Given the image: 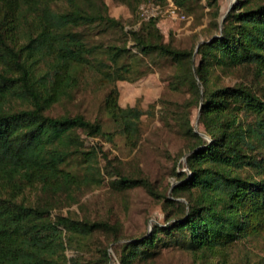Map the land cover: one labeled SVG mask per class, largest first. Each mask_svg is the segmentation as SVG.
<instances>
[{"label": "trees", "instance_id": "trees-1", "mask_svg": "<svg viewBox=\"0 0 264 264\" xmlns=\"http://www.w3.org/2000/svg\"><path fill=\"white\" fill-rule=\"evenodd\" d=\"M60 1L67 4L63 11L54 7ZM171 1L183 6L187 0ZM206 1L216 18L217 0ZM91 27L98 33L126 32L121 21L108 14L104 0H0V264H109L105 241L82 262L67 257V242L96 232L110 242L119 240L113 236L117 226L106 221L52 215L55 204L47 198L48 190L82 186L89 177L86 169H91L82 159L92 152L85 151L81 135L96 138L104 131L100 122L83 114L52 116L46 110L70 96L86 70H96L112 82L125 79L116 58L132 53L125 46L110 50L91 42ZM129 33L137 54L162 56L183 66L175 82L184 80L193 88L203 136L192 132L196 142L186 156L188 171L175 174L178 183L172 194L185 200L170 202L178 212L171 222L154 224L148 233L113 247L119 264H149L169 245L200 257L214 256L242 238L261 235L264 159H255L257 145L239 111L255 114L260 134L252 135L264 146V100L244 85L208 88V75L215 66H253L264 73V1L235 0L222 25L216 23V33L197 45L199 62L193 68V50L165 43L156 18ZM108 51L116 57L109 58L110 64L101 58ZM118 96V89L111 87L103 108L125 142L134 146L141 111L122 107ZM13 99L30 106L6 108ZM118 175L123 188L149 185ZM27 192H34V198ZM68 197H73L71 190Z\"/></svg>", "mask_w": 264, "mask_h": 264}, {"label": "rangeland", "instance_id": "rangeland-1", "mask_svg": "<svg viewBox=\"0 0 264 264\" xmlns=\"http://www.w3.org/2000/svg\"><path fill=\"white\" fill-rule=\"evenodd\" d=\"M104 1L108 14L119 19L126 32L112 30L98 33L99 30L94 27L87 30L91 32V42L106 49L125 46L132 50V53L121 54L117 58L109 51L101 56L106 64L111 63L109 58H116L118 65L123 66L120 73L125 79L112 82L96 70H86L71 95L46 110L52 116L83 114L90 120L100 122L104 131L103 136L96 138L81 135L85 151L92 152L85 154L82 159L84 167H91L86 169L89 177L84 179L82 186L73 189L61 186L48 190L47 198L55 204L52 215H67L80 221L103 220L117 226L113 236L119 237V240L110 242L100 232L86 239H74L70 244L67 242V257H76L81 262L88 260L94 253L93 248L96 249L105 241L109 264H119L113 247L130 237L148 233L154 224L163 226L171 222L169 218L178 210L170 202L176 204L185 201L183 196L172 194L173 186L178 183L175 174L188 171L186 156L196 142L192 132L203 136V127L198 122L199 110L193 88L187 81L175 82L183 66L162 56L137 54L132 47L129 30H138L147 21L138 15L137 5L159 2ZM169 1L159 3L162 10L156 17L157 27L165 43L193 50V68L199 62L197 45L216 33V23L220 25L222 16L235 0H217L219 15L214 19L213 8L207 5L206 0H187L183 6L175 4L178 11L185 15L184 19L173 18L165 13ZM54 7L63 11L67 4L60 1ZM195 82L202 90L197 78ZM238 85L251 87L264 100V73L258 74L253 66H215L209 70L208 88ZM113 86L118 89V103L122 107L136 106L141 111L139 137L134 146L125 142L103 108L104 97ZM28 106L26 100L13 99L5 107L16 110ZM239 118L251 129L252 140L257 145L252 151L253 155L257 161H262L264 146L256 140V135H252L260 134L258 119L254 113L243 109L239 111ZM92 149L95 150L94 155L91 160H87L93 154ZM118 174L146 180L149 185L123 188L118 184ZM70 190L73 194L71 198L68 197ZM27 196L34 198L35 195L34 192H27ZM149 264H264V233L242 238L214 256L200 257L199 254L169 245L161 248Z\"/></svg>", "mask_w": 264, "mask_h": 264}, {"label": "built area", "instance_id": "built-area-1", "mask_svg": "<svg viewBox=\"0 0 264 264\" xmlns=\"http://www.w3.org/2000/svg\"><path fill=\"white\" fill-rule=\"evenodd\" d=\"M161 10L162 6L159 3H141L138 7V15H140L143 20H149L156 18L160 14ZM164 10L170 17L179 19L185 18V15L178 11V7L172 1H169Z\"/></svg>", "mask_w": 264, "mask_h": 264}, {"label": "water", "instance_id": "water-1", "mask_svg": "<svg viewBox=\"0 0 264 264\" xmlns=\"http://www.w3.org/2000/svg\"><path fill=\"white\" fill-rule=\"evenodd\" d=\"M230 7H231V6H230ZM230 7H229V9H230ZM229 9H228V10H229ZM228 10H227V11H228ZM224 16H225V14L222 16V20H221V24H220V25H222V21H223Z\"/></svg>", "mask_w": 264, "mask_h": 264}]
</instances>
